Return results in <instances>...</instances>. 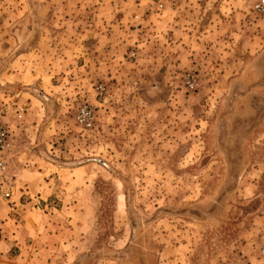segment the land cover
Segmentation results:
<instances>
[{
    "label": "rangeland",
    "instance_id": "374dc122",
    "mask_svg": "<svg viewBox=\"0 0 264 264\" xmlns=\"http://www.w3.org/2000/svg\"><path fill=\"white\" fill-rule=\"evenodd\" d=\"M165 1L0 0V264H264L261 0Z\"/></svg>",
    "mask_w": 264,
    "mask_h": 264
},
{
    "label": "built area",
    "instance_id": "2783aa9c",
    "mask_svg": "<svg viewBox=\"0 0 264 264\" xmlns=\"http://www.w3.org/2000/svg\"><path fill=\"white\" fill-rule=\"evenodd\" d=\"M180 0H166L163 4L157 6V10L161 11L164 7L173 8L177 6ZM254 10L258 13L264 10V0L256 3ZM189 89H193L191 81H187ZM101 87L96 88L101 95ZM22 106H18L15 111V117L20 119L23 115ZM95 114L89 105H84L78 108L75 115V122L83 129H91L95 124ZM12 128L6 120V115L0 110V201L10 199L16 189V181L13 176L7 174L8 158L12 148ZM262 254L264 255V247H262Z\"/></svg>",
    "mask_w": 264,
    "mask_h": 264
},
{
    "label": "water",
    "instance_id": "95a60500",
    "mask_svg": "<svg viewBox=\"0 0 264 264\" xmlns=\"http://www.w3.org/2000/svg\"><path fill=\"white\" fill-rule=\"evenodd\" d=\"M14 58V55H12L11 57H9V59H7L4 64L0 67V71H2V69ZM24 91L30 92L32 95H34L37 99H39L41 102H43L46 105L47 108V114H46V119H45V123L50 119L52 113H53V107H52V103L51 101L48 99V97H46L42 92H40L39 90L35 89V88H24ZM15 88H8V89H3L0 88V92H14ZM39 157L42 158L43 160L52 163L54 165H58V166H62V167H70V168H74V167H78L87 163H96L98 165H100L101 167H103L104 169H106L107 171L116 174L104 161L100 160V159H87V160H83L80 162H76V163H60L52 158H50L46 153L40 151L39 152ZM133 198V192L130 190L129 193V204H131ZM135 232V230H133V233ZM98 257V255L96 254H87L82 256L77 264H81L82 262H84L87 259H91V258H95ZM112 259H117V257L113 256Z\"/></svg>",
    "mask_w": 264,
    "mask_h": 264
},
{
    "label": "crops",
    "instance_id": "0c3cea01",
    "mask_svg": "<svg viewBox=\"0 0 264 264\" xmlns=\"http://www.w3.org/2000/svg\"><path fill=\"white\" fill-rule=\"evenodd\" d=\"M4 212H7L6 208L3 207V205L1 204V201H0V220H3L2 215Z\"/></svg>",
    "mask_w": 264,
    "mask_h": 264
}]
</instances>
